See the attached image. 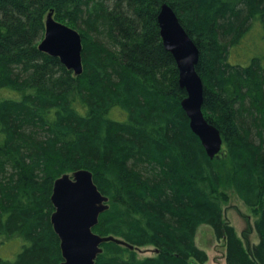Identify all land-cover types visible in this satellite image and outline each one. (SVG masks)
I'll return each mask as SVG.
<instances>
[{
    "label": "trees",
    "instance_id": "16d2710c",
    "mask_svg": "<svg viewBox=\"0 0 264 264\" xmlns=\"http://www.w3.org/2000/svg\"><path fill=\"white\" fill-rule=\"evenodd\" d=\"M163 3L200 51L202 110L223 138L213 158L181 105ZM51 10L82 35L79 75L39 49ZM222 159L256 216L250 250L224 217ZM80 168L109 196L93 230L155 247L109 240L96 264H203L202 224L226 264H264V0H0V241L19 243L0 264H61L51 196Z\"/></svg>",
    "mask_w": 264,
    "mask_h": 264
},
{
    "label": "water",
    "instance_id": "95a60500",
    "mask_svg": "<svg viewBox=\"0 0 264 264\" xmlns=\"http://www.w3.org/2000/svg\"><path fill=\"white\" fill-rule=\"evenodd\" d=\"M158 24L163 43L176 60L180 86L187 91L181 105L190 119L192 130L213 158L221 151L223 138L220 130L207 120L202 110L204 81L197 71L199 48L168 3L161 6ZM82 41L78 29L55 19L53 10L48 13L45 35L39 49L59 57L78 75L84 70ZM51 199L55 207L51 220L60 238L64 258L61 264H96L98 254L103 250L102 244L109 240L138 248L121 238L103 236L93 230L100 214L110 205L109 196L99 189L91 170L80 168L58 177Z\"/></svg>",
    "mask_w": 264,
    "mask_h": 264
},
{
    "label": "rangeland",
    "instance_id": "374dc122",
    "mask_svg": "<svg viewBox=\"0 0 264 264\" xmlns=\"http://www.w3.org/2000/svg\"><path fill=\"white\" fill-rule=\"evenodd\" d=\"M226 159H222L219 166L222 168L229 165ZM221 170L223 172L222 192L226 198L223 202V210L225 219L235 226L239 236L243 239L247 249L258 242L259 236L255 228L254 222L256 219L253 210L247 206L243 200L238 196L232 182L229 179L230 173L228 170ZM224 169V170H223ZM196 243L199 247L206 250L208 260L203 264H226V246L224 239H218L215 235L214 229L209 224H202L196 234ZM12 244V246H11ZM4 245V246H2ZM14 245V246H13ZM19 249V243H12V239H3L0 241V254L3 256L13 257ZM138 255L146 257L155 254V247L153 245L138 246ZM201 264V263H194Z\"/></svg>",
    "mask_w": 264,
    "mask_h": 264
},
{
    "label": "bare ground",
    "instance_id": "6f19581e",
    "mask_svg": "<svg viewBox=\"0 0 264 264\" xmlns=\"http://www.w3.org/2000/svg\"><path fill=\"white\" fill-rule=\"evenodd\" d=\"M55 17V16H54ZM56 19V18H55ZM42 41V40H41ZM41 43V42H40ZM83 65H84V63H83ZM73 70V69H72ZM75 72V71H74ZM75 74H76V72H75ZM76 75H78V74H76ZM222 150V149H221ZM220 153V152H219ZM218 153V154H219ZM61 176V175H60ZM55 183V182H54ZM54 188V187H53ZM100 217V216H99ZM245 246V245H244Z\"/></svg>",
    "mask_w": 264,
    "mask_h": 264
}]
</instances>
